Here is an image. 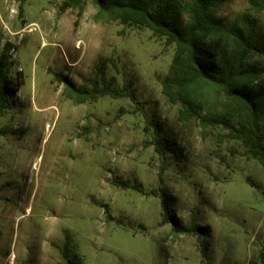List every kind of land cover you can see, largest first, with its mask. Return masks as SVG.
<instances>
[{
    "label": "rangeland",
    "instance_id": "rangeland-1",
    "mask_svg": "<svg viewBox=\"0 0 264 264\" xmlns=\"http://www.w3.org/2000/svg\"><path fill=\"white\" fill-rule=\"evenodd\" d=\"M61 2L0 0V52L23 80L0 113V264H63L66 247L79 264H260L264 169L222 127L178 119L161 92L174 45L147 28L95 23L88 2L63 12ZM248 6L223 0L214 16L227 24ZM86 78L114 89L131 81L136 99L63 95L65 81ZM156 138L179 155L158 154ZM126 179L144 193L114 185ZM169 211L207 236L174 234Z\"/></svg>",
    "mask_w": 264,
    "mask_h": 264
},
{
    "label": "trees",
    "instance_id": "trees-1",
    "mask_svg": "<svg viewBox=\"0 0 264 264\" xmlns=\"http://www.w3.org/2000/svg\"><path fill=\"white\" fill-rule=\"evenodd\" d=\"M60 11L78 9L90 3L95 23L119 22L136 28H147L152 35L164 37L166 45H174L168 72L161 84V92L170 104L178 105V119L195 120L202 132L222 127L226 139L240 141L251 158L264 169V36L257 33L258 15H264V0H247L248 9L237 13L224 24L214 13L223 0H61ZM12 67L6 49L0 52V113L11 107L8 97L18 91L22 77L11 76ZM100 73L103 72L99 68ZM79 86L64 82L63 95L75 104L95 101L103 96L129 98L132 82L119 89L112 88V80L86 78ZM5 131H0V134ZM154 149L163 155H179L175 142L156 138ZM121 189L144 193L143 188L130 180H115ZM165 210L171 199L163 198ZM172 232L207 236V227L188 226L171 211ZM206 248L201 255L206 257ZM63 264H79L69 256L67 247L62 253ZM264 264V245L258 254ZM255 264V261H251Z\"/></svg>",
    "mask_w": 264,
    "mask_h": 264
}]
</instances>
